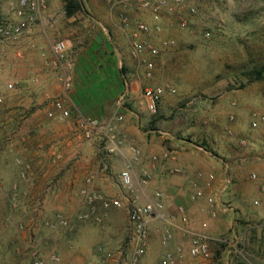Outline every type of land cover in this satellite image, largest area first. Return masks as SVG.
I'll list each match as a JSON object with an SVG mask.
<instances>
[{
  "label": "crops",
  "instance_id": "1",
  "mask_svg": "<svg viewBox=\"0 0 264 264\" xmlns=\"http://www.w3.org/2000/svg\"><path fill=\"white\" fill-rule=\"evenodd\" d=\"M213 3L203 2L200 4L201 11L204 13L208 10L207 6ZM8 4L9 0H2L0 20L11 16L12 9ZM82 12H85L84 8ZM82 12L66 17L63 0H49L47 11L30 35L5 45L3 49L0 47V96L7 98L3 103L2 99L0 101V254L11 256L12 264H18L23 255L38 253V257H45L50 251H55L59 261L48 264H120L121 251L129 239L127 208L110 209L100 225L79 223L74 215L85 208L78 191L84 186V178L88 174L96 176L92 185L94 191L110 198H123L117 184L118 176L126 166H131L136 175L146 174L149 177L146 189L149 197L154 191L165 194L162 219L152 221L149 227V251L160 246V264L166 252L176 251L170 249V245L172 247L179 241L184 244L183 258L177 264H197L192 261L202 260L187 253L190 235L204 233L211 241L226 242V239L215 235L224 226V221L215 218L213 208L218 206L226 191L220 192L224 178L221 176L232 162L236 163V155L229 154L221 144L222 157L227 160L223 162L222 158L201 153L200 148L186 138H178L165 130L159 136L151 130L147 131L152 126L153 117H147L149 112L142 98L138 108L127 109L118 102L116 109L103 114V110L94 105L89 113L86 98L81 101L75 95L71 98L70 94H63L55 74L52 71L48 74L43 72L39 51L43 49L47 52L49 42L54 39L65 41L69 50L70 45L59 29L65 21L75 19ZM211 14L205 13L204 18L201 17L210 23L208 16ZM165 23L163 36L169 37L173 25L168 21ZM115 33L118 37L119 32L115 30ZM117 44L118 47L128 46L127 42L126 45ZM127 50L129 52V47ZM171 50L161 51L155 59V77L159 63L171 59ZM113 51L119 62H124L118 48H113ZM127 63L133 77L140 78L141 71L136 70L132 61ZM85 68L82 73L78 68L74 70V85L76 94L84 92L90 96L93 94V90L88 89L92 84L90 68ZM34 76H40L41 82L33 83L31 78ZM10 81L19 83L14 91L6 92L4 86ZM143 81L145 84L152 83L146 79ZM125 86L127 95L123 97L129 103L133 98L129 96L132 92L128 94V84ZM48 97L61 98L69 111V118L62 122L48 118L46 112L51 108ZM160 108V113L168 110L166 105ZM114 116L121 117V120L112 121ZM80 117L112 123L114 133L123 141L118 152L109 155L102 148L105 134L99 136L95 132L91 138L85 139L77 127ZM225 146L228 147L227 144ZM131 147L140 151L137 160L130 151ZM152 156L157 157L155 163L151 162ZM11 158H14L13 164ZM17 159L29 167L25 179L20 178L22 167L16 164ZM209 175L214 176L212 181L208 180ZM197 190L203 192V197L192 200ZM209 198L215 200L213 207L208 205ZM179 206L183 207L189 220L185 226L180 222ZM244 210L243 214L252 216L246 208ZM56 213L71 217V229L53 232L42 226V221L53 219ZM232 219L234 224L239 219L236 209ZM163 227L171 229L174 237L167 247L160 244ZM182 228L189 235L185 236ZM108 254H111V259L107 258Z\"/></svg>",
  "mask_w": 264,
  "mask_h": 264
},
{
  "label": "rangeland",
  "instance_id": "2",
  "mask_svg": "<svg viewBox=\"0 0 264 264\" xmlns=\"http://www.w3.org/2000/svg\"><path fill=\"white\" fill-rule=\"evenodd\" d=\"M81 2L85 12L65 21L59 31L70 45L68 53L71 52L75 69L82 73L85 66L90 68L92 84L88 89L93 94H76L74 85L71 98L76 96L81 101L86 98L89 113L92 105L103 110V114L109 113L116 109L118 102L127 109L138 108L144 77H133L127 63L132 61L128 46H117V42L126 45L124 37L119 33L115 36L116 29L103 0ZM207 8L200 16L212 13L208 16L211 32L208 40L201 36L203 29L198 26L181 30L173 24L170 29L177 44L170 51L171 59L160 62L156 77L150 80L162 85L165 93L157 113L147 114L153 117L147 131L159 136L165 130L178 138H186L201 153L222 158L223 162L227 161L222 157L223 149L236 155V163L232 162L221 176L232 177V185L213 208L215 218L224 221L215 235L226 242L210 240V259L192 262L264 264V125L257 130L249 125L250 113H264V74L252 81L245 75L264 65V0H214ZM113 48H118L124 62H119ZM125 84H128V94L132 92L129 96L137 97L129 103L123 97L127 95ZM6 99L2 96V103ZM163 105L168 110L160 113ZM230 116L234 117L231 122ZM228 125L231 135L225 131ZM242 139L247 143L245 147L238 142ZM10 160L13 164L14 158ZM251 174L256 175L255 180L250 178ZM236 194L238 198L234 199ZM245 208L252 216L243 214ZM235 209L239 219L234 224ZM177 243L170 245V249L183 248V243ZM159 247L148 249L140 264H159L162 255ZM35 257L38 253L23 255L18 264H31ZM0 264H12L11 256L0 254Z\"/></svg>",
  "mask_w": 264,
  "mask_h": 264
},
{
  "label": "built area",
  "instance_id": "3",
  "mask_svg": "<svg viewBox=\"0 0 264 264\" xmlns=\"http://www.w3.org/2000/svg\"><path fill=\"white\" fill-rule=\"evenodd\" d=\"M106 10L115 29L124 37L129 47V54L136 70L141 71V75L147 81L154 77L156 69L155 59L161 51L172 49L177 41L169 36H163L165 21L172 23L181 30L191 27L203 29L201 36L208 40L211 32L208 23L203 20L200 4L214 0H103ZM49 0H25L21 3L16 0V8L11 10V16L0 20V47L16 43L23 37L30 35L35 25H37L42 15L48 9ZM169 26V25H168ZM42 60L43 72L46 74L52 71L59 80L63 94H70L74 87L75 64L68 53L67 44L63 40L54 39L49 42L47 52L43 49L39 51ZM33 83H40V76L31 78ZM18 81L7 82L4 86L6 92L16 89ZM164 87L160 84L146 83L141 92V98L145 103L146 109L150 114H156L159 103L164 95ZM174 93V90H171ZM2 96H0V101ZM51 108L46 112L50 119L58 122L69 118V111L64 106L61 98H47ZM121 117L114 116L112 121H120ZM234 117L230 116L229 121ZM249 125L252 130H257L264 125V113L252 112L249 115ZM77 127L85 139H89L97 132L99 136L105 134L106 140L102 143V148L109 155L118 152L123 141L118 139L114 133L112 123H102L97 119L80 117ZM227 134L231 135L229 126L225 128ZM239 144L243 147L247 145L245 140H240ZM134 159L140 157V151L135 147L130 148ZM157 161L156 156L151 157V162ZM16 163L22 167L20 178H26L28 166L17 159ZM252 180L256 179L255 174H251ZM213 175H209L208 180L212 181ZM96 180L94 174H88L84 178V186L78 191L81 204L85 207L77 212L74 217L79 223H93L100 225L110 209L127 208L129 234L127 246L121 251L120 264H139L145 256L150 242V224L156 219H162L164 210L165 194L154 191L152 197L146 193L149 186V177L144 174L138 176L131 166H126L120 171L118 176V186L123 192V198H110L92 189ZM232 179L226 174L222 182L221 193L228 189ZM203 197V192L197 190L192 195V200ZM209 207L215 205L214 198L207 200ZM258 205V201H255ZM180 214L182 226L187 225L188 217L183 207H177ZM42 226L50 231L69 230L72 227L71 217L62 213H56L51 220L42 221ZM205 226V225H204ZM183 234L189 235L182 228ZM190 245L187 253L192 258L203 260L210 259L209 238L204 233L190 235ZM173 238L169 228L164 229L160 237L162 247H167ZM111 254L107 255L111 259ZM183 258V249L178 248L175 252L168 251L164 254L160 264H177ZM59 258L55 251H50L45 257H35L31 264L57 263Z\"/></svg>",
  "mask_w": 264,
  "mask_h": 264
},
{
  "label": "trees",
  "instance_id": "4",
  "mask_svg": "<svg viewBox=\"0 0 264 264\" xmlns=\"http://www.w3.org/2000/svg\"><path fill=\"white\" fill-rule=\"evenodd\" d=\"M64 12L66 17L74 16L78 12L83 11L81 0H63ZM264 74V65L260 69H254L252 72H246L250 80H258Z\"/></svg>",
  "mask_w": 264,
  "mask_h": 264
},
{
  "label": "clouds",
  "instance_id": "5",
  "mask_svg": "<svg viewBox=\"0 0 264 264\" xmlns=\"http://www.w3.org/2000/svg\"><path fill=\"white\" fill-rule=\"evenodd\" d=\"M20 2H21V3H24L25 0H20ZM8 7H9L10 9H15V8H16L15 0H9Z\"/></svg>",
  "mask_w": 264,
  "mask_h": 264
}]
</instances>
